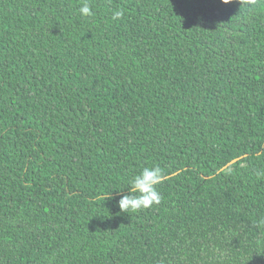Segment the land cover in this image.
<instances>
[{"label": "trees", "instance_id": "obj_1", "mask_svg": "<svg viewBox=\"0 0 264 264\" xmlns=\"http://www.w3.org/2000/svg\"><path fill=\"white\" fill-rule=\"evenodd\" d=\"M84 2L0 0V264H264V0Z\"/></svg>", "mask_w": 264, "mask_h": 264}, {"label": "clouds", "instance_id": "obj_2", "mask_svg": "<svg viewBox=\"0 0 264 264\" xmlns=\"http://www.w3.org/2000/svg\"><path fill=\"white\" fill-rule=\"evenodd\" d=\"M222 3L228 4L226 0H222ZM79 13L84 17L94 15L92 6L86 0L79 7ZM122 16V10H116L113 13L114 20H118ZM163 175L164 172L159 166L144 167L138 174L134 175L128 181L127 194L121 195L118 201L120 210L126 213L136 212L159 204L161 194L157 190V185L161 183ZM256 175L260 176L264 173L257 172Z\"/></svg>", "mask_w": 264, "mask_h": 264}, {"label": "water", "instance_id": "obj_3", "mask_svg": "<svg viewBox=\"0 0 264 264\" xmlns=\"http://www.w3.org/2000/svg\"><path fill=\"white\" fill-rule=\"evenodd\" d=\"M236 161H238V159H234L233 161H231V163H229V165L235 163ZM229 165H228V166H229ZM225 168H226V167H225Z\"/></svg>", "mask_w": 264, "mask_h": 264}]
</instances>
